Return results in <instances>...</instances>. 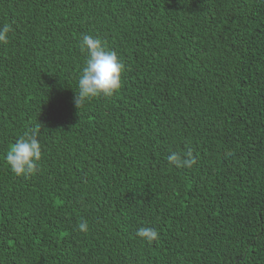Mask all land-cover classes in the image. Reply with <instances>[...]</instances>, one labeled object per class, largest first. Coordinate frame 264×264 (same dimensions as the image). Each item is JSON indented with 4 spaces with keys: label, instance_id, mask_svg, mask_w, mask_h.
I'll use <instances>...</instances> for the list:
<instances>
[{
    "label": "trees",
    "instance_id": "1",
    "mask_svg": "<svg viewBox=\"0 0 264 264\" xmlns=\"http://www.w3.org/2000/svg\"><path fill=\"white\" fill-rule=\"evenodd\" d=\"M5 24L0 264H264V0H0ZM85 34L125 71L79 111ZM39 123L17 176L7 151Z\"/></svg>",
    "mask_w": 264,
    "mask_h": 264
},
{
    "label": "clouds",
    "instance_id": "2",
    "mask_svg": "<svg viewBox=\"0 0 264 264\" xmlns=\"http://www.w3.org/2000/svg\"><path fill=\"white\" fill-rule=\"evenodd\" d=\"M12 31L10 24L0 27V44H6ZM81 50L87 53L85 64L78 80L73 103L80 111L82 106L97 97L110 98L122 86L124 64L115 51L106 48L104 43L92 35H83ZM42 125L39 123L26 130L7 151L6 161L11 171L17 176L36 174L42 158L39 142ZM170 164L176 167H192L195 163L191 152H171L167 157ZM79 229L88 230L87 222H80ZM137 236L152 243L158 240V231L153 227H140Z\"/></svg>",
    "mask_w": 264,
    "mask_h": 264
}]
</instances>
